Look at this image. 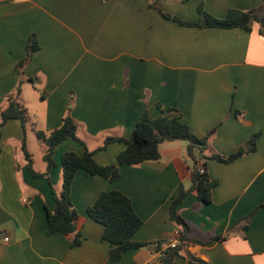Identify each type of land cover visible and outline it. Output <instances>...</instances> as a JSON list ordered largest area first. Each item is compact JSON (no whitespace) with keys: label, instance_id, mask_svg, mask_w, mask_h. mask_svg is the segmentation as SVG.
Instances as JSON below:
<instances>
[{"label":"crops","instance_id":"0c3cea01","mask_svg":"<svg viewBox=\"0 0 264 264\" xmlns=\"http://www.w3.org/2000/svg\"><path fill=\"white\" fill-rule=\"evenodd\" d=\"M263 4L0 0V111L20 90L29 116L25 129L18 118L0 128V264H162L154 244L110 259L104 225L88 215V208L112 190L127 195L143 220L133 240H161L165 246L183 231L170 207L187 191L177 212L189 224V236L202 242L184 243L177 264H264L262 25L252 20L251 31L196 26L164 15L195 22L201 5L223 18L230 9L249 11ZM31 40L38 49L26 58ZM174 106L194 134H209V147L197 165L216 182L212 200L202 201L192 189L195 160L187 142L164 141L160 159L121 164L114 181L79 170L70 194L77 230L48 234L47 213L55 207L54 191L62 190V156L82 154L84 145L73 138L61 142L54 150L55 165L48 169L47 146L35 129L50 133L70 115L96 161L108 165L127 145L115 141L99 149L106 138L130 137L145 113L156 118ZM24 138L32 168L43 175L30 170ZM241 147L247 151L231 162L211 156H228ZM78 234L81 242L75 245Z\"/></svg>","mask_w":264,"mask_h":264},{"label":"trees","instance_id":"16d2710c","mask_svg":"<svg viewBox=\"0 0 264 264\" xmlns=\"http://www.w3.org/2000/svg\"><path fill=\"white\" fill-rule=\"evenodd\" d=\"M166 17L174 19L182 24L196 26H215L222 28L242 27L247 31L252 30L251 22L256 20L261 23V31L264 33V4L259 8L249 11L230 9L223 18H218L209 13L201 5L199 7V20L195 22H185L180 18ZM38 49L37 42L31 40L27 48V57ZM26 60V59H25ZM23 63V62H22ZM20 90L16 95L9 97L8 105L0 111V128L10 119L18 118L22 121L24 129L29 119L26 107L19 99ZM37 138L47 146L44 159L48 163V169L55 165L53 154L56 146L68 138H73L84 145V152L78 154L74 151H67L62 156L63 184L62 190L58 194L54 191L55 207L48 210L47 233L63 232L71 234L77 230L78 213L71 201V187L73 178L79 170H83L88 175H99L103 178L114 181L120 177V165H135L148 160H158L161 157L160 144L164 141L183 140L187 142L189 156L195 160L192 171V189L198 191L199 198L204 202L212 200V189L216 185L211 181L208 173L199 171L200 162L198 153L208 149L209 134L197 136L189 125L182 120L181 111L177 107L162 109L161 114L156 118H150L145 113L137 122L130 137H108L99 149H105L110 143L122 141L126 143V148L119 153L117 162L102 165L94 157L95 151L90 150L84 141L78 136V125L75 119L66 115L60 127L50 133L37 130ZM1 133V132H0ZM1 135V134H0ZM254 135L253 139L257 138ZM25 157L29 162V168L34 175H43L32 168V154L27 148L26 138L22 144ZM247 150L241 147L236 153L228 156H221L213 153L211 156L222 162H231L242 156ZM45 174V173H44ZM187 191L181 193L172 201L170 207L171 218L182 225L183 231L179 235V243L172 247L165 246L161 240L154 242H137L133 240L135 233L141 228L143 220L137 215L132 200L118 190L102 192L96 202L89 206L88 215L94 220L104 225L103 237L111 244L110 259L117 261L123 252L131 248H139L154 244L161 255L162 264H177L176 259L181 255L184 243L202 242L189 236L190 226L186 220L177 212V206L186 196ZM80 235L74 239L75 245L80 244ZM201 264H209L199 260Z\"/></svg>","mask_w":264,"mask_h":264},{"label":"built area","instance_id":"2783aa9c","mask_svg":"<svg viewBox=\"0 0 264 264\" xmlns=\"http://www.w3.org/2000/svg\"><path fill=\"white\" fill-rule=\"evenodd\" d=\"M199 171H201V172L205 171V167L201 165L200 168H199ZM25 201H26V200H25ZM176 234L179 236V235H180V232H179V231H176ZM4 239L7 241V240L9 239V237H8V236H5ZM178 243H179L178 238H175L174 240H172L170 246L174 247V246H176Z\"/></svg>","mask_w":264,"mask_h":264},{"label":"water","instance_id":"95a60500","mask_svg":"<svg viewBox=\"0 0 264 264\" xmlns=\"http://www.w3.org/2000/svg\"><path fill=\"white\" fill-rule=\"evenodd\" d=\"M199 157L202 159L203 158V154H202V152H199Z\"/></svg>","mask_w":264,"mask_h":264}]
</instances>
